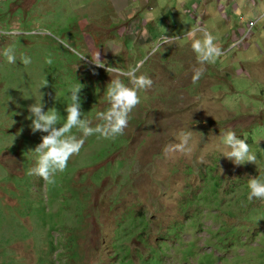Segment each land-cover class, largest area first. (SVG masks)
Listing matches in <instances>:
<instances>
[{
	"label": "rangeland",
	"instance_id": "374dc122",
	"mask_svg": "<svg viewBox=\"0 0 264 264\" xmlns=\"http://www.w3.org/2000/svg\"><path fill=\"white\" fill-rule=\"evenodd\" d=\"M257 7L264 13L254 0H0V28L14 33L0 36V51L18 57L0 56V264H264V200L247 199L248 179H264V17L235 45L244 23L232 15ZM190 29L211 32L222 51L196 82ZM98 51L105 67L144 60L137 75L152 87L124 134L84 138L55 184L28 175L47 134L28 119L41 95L63 124L81 84V118L101 123L112 77L91 63ZM182 129L191 154H166ZM226 130L246 138L256 164L220 155L214 136Z\"/></svg>",
	"mask_w": 264,
	"mask_h": 264
},
{
	"label": "clouds",
	"instance_id": "9594fccd",
	"mask_svg": "<svg viewBox=\"0 0 264 264\" xmlns=\"http://www.w3.org/2000/svg\"><path fill=\"white\" fill-rule=\"evenodd\" d=\"M197 32L200 33L199 36H197ZM13 34L7 28H0V36ZM187 35L191 38V49L195 53L197 64L199 65L198 67L194 66L192 70V80L196 82L204 72V65L214 62L222 55V51L215 42V37L206 29H190ZM177 38L165 36L163 43L170 44ZM57 39L64 48L78 56L80 61L88 57L84 52L73 48L71 42L62 40L59 37ZM233 47L232 45L231 48ZM157 50V48H154L152 50L153 54ZM0 56H3L9 64L17 63L16 50L12 46L4 47L0 51ZM19 62L27 66L32 61L29 56L22 53L19 56ZM46 62L51 64L52 60L48 59ZM91 63L95 67L104 68L112 77L105 91V99L109 107L106 111L97 112L95 116V119L101 123L93 127L91 126V120L81 118V84L74 85L70 90L71 103L65 108L66 119L63 124L59 123L60 117L55 107L44 111L41 95L39 102L29 106L28 111L31 115L28 119L31 120L30 127L33 133L39 131L47 134L41 137V143L31 151L33 153L34 166L28 170V175L38 176L46 183L55 184L57 174L63 173L67 168L69 159L79 154L84 144V138L98 134L99 137L104 139H114L124 134L128 126L130 113L140 103L139 92L150 89L153 85V80L149 76L144 74L137 75L144 60L138 61L127 70H122L117 66L105 67L106 61L101 60L100 52L98 51L95 53L94 59H91ZM93 74H95L94 69ZM122 77L127 78L128 84L124 82ZM46 85L47 80L45 79L43 87ZM73 129H76L82 135L73 134ZM214 137L218 139L217 150L220 151V155L234 165H243L246 162L256 164L257 156L251 151L246 138H239L232 130H226ZM175 139L177 142L166 145L164 152L166 154L180 153L190 155L192 152L190 146L192 131L179 130L175 134ZM201 162L203 163V161ZM247 186L249 189L247 199L249 201L253 199L264 200V179L259 176L251 177L248 179Z\"/></svg>",
	"mask_w": 264,
	"mask_h": 264
},
{
	"label": "built area",
	"instance_id": "2783aa9c",
	"mask_svg": "<svg viewBox=\"0 0 264 264\" xmlns=\"http://www.w3.org/2000/svg\"><path fill=\"white\" fill-rule=\"evenodd\" d=\"M255 2H261L262 0H254ZM239 2V1H238ZM233 9L234 8H239V4L238 5H233ZM264 17V13H262L259 8L257 7V9H255L252 13L251 18H249L248 16H239L241 22L244 23V25L241 27L240 30H237V42L236 44H243L246 41L250 40L254 34H255V29L258 26V23L262 20V18Z\"/></svg>",
	"mask_w": 264,
	"mask_h": 264
},
{
	"label": "crops",
	"instance_id": "0c3cea01",
	"mask_svg": "<svg viewBox=\"0 0 264 264\" xmlns=\"http://www.w3.org/2000/svg\"><path fill=\"white\" fill-rule=\"evenodd\" d=\"M261 2H264V0H262ZM228 7V6H227ZM245 12L242 10V11H238V12H236L235 14H232L234 17H239L238 15H243V16H247L246 14H244ZM248 15H250L251 16V14L250 13H248ZM259 24V23H258ZM230 36H232V34L230 35Z\"/></svg>",
	"mask_w": 264,
	"mask_h": 264
}]
</instances>
